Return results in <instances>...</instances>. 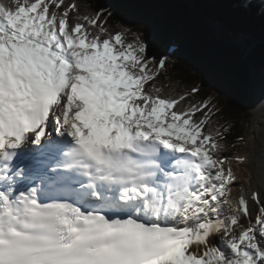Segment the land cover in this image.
Listing matches in <instances>:
<instances>
[{"label": "snow or ice", "instance_id": "obj_1", "mask_svg": "<svg viewBox=\"0 0 264 264\" xmlns=\"http://www.w3.org/2000/svg\"><path fill=\"white\" fill-rule=\"evenodd\" d=\"M158 2L133 32L101 0H0V264H264V193L225 168L214 97L150 51L149 19L177 32Z\"/></svg>", "mask_w": 264, "mask_h": 264}, {"label": "trees", "instance_id": "obj_2", "mask_svg": "<svg viewBox=\"0 0 264 264\" xmlns=\"http://www.w3.org/2000/svg\"><path fill=\"white\" fill-rule=\"evenodd\" d=\"M182 1L184 0H160L151 5L154 18L172 26L175 24L178 33L166 24L160 25L149 19L147 22L153 38L150 51L157 57L177 52L178 56L170 57L168 75L182 86L200 87L201 96L205 98L213 96L214 102L223 109L225 117L234 124L227 141L228 147L224 151L226 153L235 145L237 137L242 136L241 124L250 118L245 113L244 107L249 97V73L250 68L255 72L261 69L264 44L256 45L251 53L244 54V58H241L234 48L229 47L228 42H225L228 47H219L212 37L211 29L207 26V19L215 22L214 24L224 31L229 30L228 34L232 33L233 37L246 35L257 41H264V8H260L258 3L248 5L240 0H188L197 11L196 15H192L191 20L181 17L178 11L176 13L177 3ZM101 2L113 5L117 9L111 27L125 25L133 32L144 31L146 18L141 15L137 0H101ZM229 18L235 21H229ZM248 21L249 25H247ZM190 22L198 30L190 32L192 30ZM181 25L183 29L187 28L186 34L179 28ZM180 34L183 35L182 38H176ZM174 36L177 44L174 42ZM216 66L219 75L215 71ZM224 79L228 82L226 89H222ZM217 89L222 90L217 91Z\"/></svg>", "mask_w": 264, "mask_h": 264}, {"label": "rangeland", "instance_id": "obj_3", "mask_svg": "<svg viewBox=\"0 0 264 264\" xmlns=\"http://www.w3.org/2000/svg\"><path fill=\"white\" fill-rule=\"evenodd\" d=\"M258 1L259 0H256V2H258ZM177 11L179 12L178 14L181 17H183L185 19L187 17V18H190L191 20H192V15H196L197 14V11L194 8V5L188 0H184L182 2H178L177 3V7H176V13H177ZM231 20L232 19L229 18V21H231ZM232 21H235V20H232ZM214 23L215 22H213L212 20L207 19V26H208L209 29H211L212 37L216 40L215 42H217L219 47L220 46L221 47H224V46L226 47L227 44H230L229 47L231 46L232 48H234V50L237 51L238 54H240L241 58L244 56V54L247 55V54L251 53L253 51V49L256 47V45L264 44V41H257L255 39L249 38L246 35H234L235 37H233L231 35L232 33L228 34L229 30L225 29V31H224V30H222L223 28L217 27ZM190 24L192 26V30L190 32H193L194 30H198L197 27H194L192 25V22H190ZM174 25L175 24H173V26ZM247 25H249V21L247 22ZM179 28L185 34L188 32L187 28H185V29L182 28V25ZM92 32L95 33L96 29H92ZM182 36L183 35L180 34V35H177L176 38H182ZM188 36H190V35H188ZM128 37L133 38L131 33L128 34ZM238 37L244 38V40H245L243 46L241 45V47H243L241 52H240L239 48L237 47V43H236V41L239 39ZM176 38L174 36V42L175 43H176ZM225 42H228V43L226 44ZM230 51L234 52L232 50H230ZM255 73H251V72L249 73L250 74L249 75L250 76L249 97H248V99H247V101L245 103V106H244L245 107V113L248 114L249 116H251V110L250 109H251V99H252L253 93H254V91H256L260 87L261 78H262V76L255 77L253 75ZM257 73L261 74V69ZM241 132H242V136L244 137V141L240 142L239 140H237L235 145L233 147H231V150L229 149V150H227L228 152L224 153V155L229 158V163L225 164V168L229 167V165H230L232 170L235 171V172H237L238 169H239V165L236 162L235 157L237 155L243 153L244 150H245V146L246 145L249 146L251 141L255 140L256 143L262 144L261 146L260 145L256 146V149L258 148V149H262L263 150V148H264V116L262 117L257 129L254 130V131L251 130L250 118H249V120L247 122H243L241 124Z\"/></svg>", "mask_w": 264, "mask_h": 264}, {"label": "bare ground", "instance_id": "obj_4", "mask_svg": "<svg viewBox=\"0 0 264 264\" xmlns=\"http://www.w3.org/2000/svg\"><path fill=\"white\" fill-rule=\"evenodd\" d=\"M241 45L243 46L244 41H240ZM255 77L262 76L260 73L253 74ZM264 105V76L261 78V85L260 87L254 91L252 99H251V130H256L262 117L264 114H253L252 107ZM262 145L260 143H256V141H251L250 145L245 146V150L243 153L239 154L241 156L249 157L248 166L239 165V169L237 172L233 171L234 174L237 176V182L239 184H243L246 190L250 189H257L264 193V148L256 149V146ZM238 175H237V174ZM249 175L252 176V183L249 184L248 177ZM233 195L235 196V190ZM264 200V195L261 197ZM255 210V205L252 206Z\"/></svg>", "mask_w": 264, "mask_h": 264}, {"label": "water", "instance_id": "obj_5", "mask_svg": "<svg viewBox=\"0 0 264 264\" xmlns=\"http://www.w3.org/2000/svg\"><path fill=\"white\" fill-rule=\"evenodd\" d=\"M238 38H239V39H238ZM238 38H237L238 40L236 41V43H237V47L239 48V50H240V52H241L243 47H241V44L239 43V41H245V40H244V38H240V37H238ZM241 54H242V53H241ZM242 58H244V57H242ZM250 72H251V73H255L254 70H253L252 68H250Z\"/></svg>", "mask_w": 264, "mask_h": 264}]
</instances>
